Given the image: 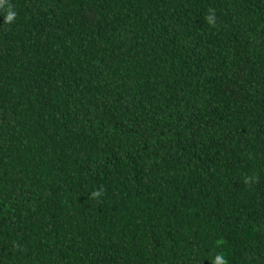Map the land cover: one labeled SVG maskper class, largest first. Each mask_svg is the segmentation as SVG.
Returning a JSON list of instances; mask_svg holds the SVG:
<instances>
[{"label": "trees", "instance_id": "obj_1", "mask_svg": "<svg viewBox=\"0 0 264 264\" xmlns=\"http://www.w3.org/2000/svg\"><path fill=\"white\" fill-rule=\"evenodd\" d=\"M217 256L264 264V0H0V264Z\"/></svg>", "mask_w": 264, "mask_h": 264}, {"label": "clouds", "instance_id": "obj_2", "mask_svg": "<svg viewBox=\"0 0 264 264\" xmlns=\"http://www.w3.org/2000/svg\"><path fill=\"white\" fill-rule=\"evenodd\" d=\"M14 16V13H9L8 16L6 17L7 20L11 21L12 18ZM209 23L212 22L211 18H209L208 20ZM92 195L95 197V196H98L100 195V193L97 191V192H93ZM216 264H224V259L222 256H217L216 258Z\"/></svg>", "mask_w": 264, "mask_h": 264}]
</instances>
